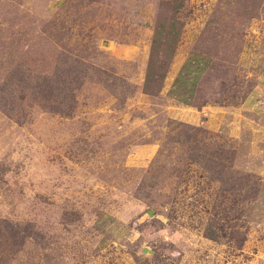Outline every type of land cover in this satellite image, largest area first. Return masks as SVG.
Listing matches in <instances>:
<instances>
[{
	"label": "rangeland",
	"instance_id": "374dc122",
	"mask_svg": "<svg viewBox=\"0 0 264 264\" xmlns=\"http://www.w3.org/2000/svg\"><path fill=\"white\" fill-rule=\"evenodd\" d=\"M258 34L264 0H0V264H264Z\"/></svg>",
	"mask_w": 264,
	"mask_h": 264
},
{
	"label": "crops",
	"instance_id": "0c3cea01",
	"mask_svg": "<svg viewBox=\"0 0 264 264\" xmlns=\"http://www.w3.org/2000/svg\"><path fill=\"white\" fill-rule=\"evenodd\" d=\"M258 46H254V42L244 48L241 55V62L252 67V73L255 75L256 86L243 100L242 105L238 108L236 121L242 127L247 126L248 118L245 112L259 113L261 109L264 110V35L258 34L256 39ZM197 60V61H196ZM193 62H197L196 68L185 70V64H180L177 68L173 67L171 77L166 78V90L181 99L183 102L189 101L192 98L196 79L199 75L202 66H204V59L195 58ZM214 111H221L213 108ZM235 112V113H236ZM226 125V124H224ZM225 128V127H224Z\"/></svg>",
	"mask_w": 264,
	"mask_h": 264
},
{
	"label": "trees",
	"instance_id": "16d2710c",
	"mask_svg": "<svg viewBox=\"0 0 264 264\" xmlns=\"http://www.w3.org/2000/svg\"><path fill=\"white\" fill-rule=\"evenodd\" d=\"M71 83H72V81H71V82H68V84L63 83V87H68V89H69V88L71 89V87H69V86L71 85ZM76 83H77V82H76ZM38 97H40L39 99H41V97L43 98V96H38ZM50 97L54 98V95H51V96H49V97H46V99L49 100ZM62 103H64V102H62ZM58 111L63 112V113H66V112H64V111H62V110H58Z\"/></svg>",
	"mask_w": 264,
	"mask_h": 264
}]
</instances>
